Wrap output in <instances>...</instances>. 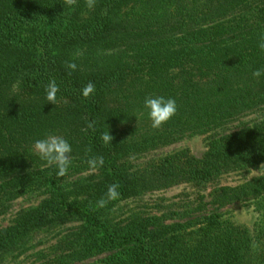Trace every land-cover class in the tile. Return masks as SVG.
I'll use <instances>...</instances> for the list:
<instances>
[{
	"label": "trees",
	"instance_id": "trees-1",
	"mask_svg": "<svg viewBox=\"0 0 264 264\" xmlns=\"http://www.w3.org/2000/svg\"><path fill=\"white\" fill-rule=\"evenodd\" d=\"M262 38L264 0H96L92 10L85 0L71 7L0 0V214L20 197H41L0 227V260L41 245L32 264L101 256L105 264H264V239L220 213L263 197L264 172L215 184L264 167V75H252L264 70ZM68 61L78 66L71 75ZM52 80L56 105L46 99ZM88 82L96 90L85 99ZM149 96L177 104L158 130L144 107ZM92 121L94 130L81 131ZM48 133L72 146L60 181L58 169L32 152ZM198 134L208 135L200 157L188 149L149 156ZM91 156H102L103 167L90 171ZM114 183L120 197L98 208ZM186 183L210 188L208 200L189 204L177 221L106 212L117 201Z\"/></svg>",
	"mask_w": 264,
	"mask_h": 264
},
{
	"label": "rangeland",
	"instance_id": "rangeland-1",
	"mask_svg": "<svg viewBox=\"0 0 264 264\" xmlns=\"http://www.w3.org/2000/svg\"><path fill=\"white\" fill-rule=\"evenodd\" d=\"M254 117L255 115H250L244 120L250 121ZM207 136L206 134L185 136L175 143L159 148L149 156L163 155L181 149H188L193 155L200 157L208 148ZM263 172L264 167L253 168L243 172H232L223 175L215 181V184L234 186ZM209 190L210 188L205 191L191 184H181L168 189L157 190L141 196L117 201L111 204L106 209V212L110 217L117 220L127 219L136 215L168 214L170 215V221H177L179 220V213H184L189 204L197 206L208 200L206 195ZM40 198V195L32 194L13 201L10 208L0 214V227L10 224L19 210L37 204ZM220 213L224 219L246 228L255 241L264 239V196L256 200H246L226 206L220 210ZM35 242L33 241L32 243L35 244ZM40 247L41 245H36V247H33L28 252L10 253L0 260V264H32L36 259V252ZM84 264L105 263L102 262L101 256Z\"/></svg>",
	"mask_w": 264,
	"mask_h": 264
},
{
	"label": "clouds",
	"instance_id": "clouds-1",
	"mask_svg": "<svg viewBox=\"0 0 264 264\" xmlns=\"http://www.w3.org/2000/svg\"><path fill=\"white\" fill-rule=\"evenodd\" d=\"M77 3V0H63L64 6H73ZM86 7L90 10L95 8L96 0H85ZM261 51H264V38L258 44ZM82 53H77V56ZM77 64L74 61L66 62V69L68 74L77 70ZM254 78H260L264 75V70L257 69L252 73ZM95 84L88 82L82 89V96L87 99L95 92ZM46 99L49 103L57 104V93L59 92V86L55 80L48 83L45 89ZM144 107L148 110V115L151 120V127L153 129H160L165 123H167L177 112V104L173 98H165L164 96L146 97L144 101ZM95 122H88L86 128L81 131L87 132L88 129L94 130ZM101 139L105 145L112 143L113 137L109 132L103 133ZM91 149H86V152H90ZM32 152L41 161H44L47 166H55L58 170L56 172V179L61 180L67 173L71 164L72 146L70 143L60 135L48 133L45 138L37 139L32 144ZM105 161L102 156H91L87 159V164L90 171H96L98 168L103 167ZM118 184H111L108 186L104 197H101L97 201L98 208H104L111 201L117 200L120 197L118 191Z\"/></svg>",
	"mask_w": 264,
	"mask_h": 264
}]
</instances>
